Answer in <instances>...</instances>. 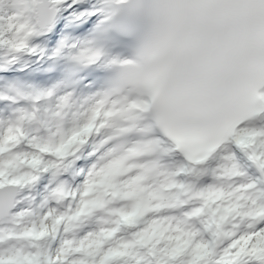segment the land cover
Instances as JSON below:
<instances>
[{"label": "snow or ice", "instance_id": "6c2138e0", "mask_svg": "<svg viewBox=\"0 0 264 264\" xmlns=\"http://www.w3.org/2000/svg\"><path fill=\"white\" fill-rule=\"evenodd\" d=\"M0 264H264V0H0Z\"/></svg>", "mask_w": 264, "mask_h": 264}]
</instances>
